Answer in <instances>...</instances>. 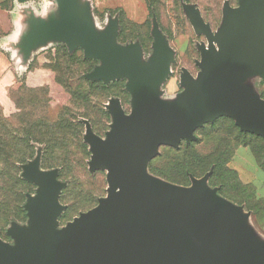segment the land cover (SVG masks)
I'll return each mask as SVG.
<instances>
[{
	"label": "water",
	"instance_id": "obj_1",
	"mask_svg": "<svg viewBox=\"0 0 264 264\" xmlns=\"http://www.w3.org/2000/svg\"><path fill=\"white\" fill-rule=\"evenodd\" d=\"M71 24L59 33L69 36L68 49L73 50L71 44L80 46L87 58H103L104 67L94 71L103 80L131 78L128 86L141 117L131 120L113 105L116 123L110 140L92 141L98 152L95 163L107 168L109 184L118 191L55 235L48 215L59 193L58 187L50 186L53 172L37 170L40 158L23 165V176L38 185L27 212L31 237L25 239L15 226L10 234L19 240L25 255L5 252L0 242V264H264L262 252L243 257L230 251L236 219L226 218L222 210L195 212L193 206L208 202L196 186L182 197L146 182L143 176L144 166L161 144L177 146L181 139H193L197 127L220 114L236 118L242 129L264 137V105L243 102L241 89L247 78L264 75V0L227 5L218 31L195 18V29L207 40L200 47L201 70L195 78L183 72L185 90L166 109L155 87L166 74L171 56L162 42L154 46L158 55L143 66L137 48L119 46L112 29L94 41L85 29L75 28L74 19ZM40 36L37 33L34 39Z\"/></svg>",
	"mask_w": 264,
	"mask_h": 264
},
{
	"label": "rangeland",
	"instance_id": "obj_2",
	"mask_svg": "<svg viewBox=\"0 0 264 264\" xmlns=\"http://www.w3.org/2000/svg\"><path fill=\"white\" fill-rule=\"evenodd\" d=\"M90 3L94 12L93 22L96 36H102L112 29L119 46L137 48L140 65L149 64L158 55L154 47L158 42H162L164 47L170 51L167 72L155 86L158 89V97L169 100L182 89L181 76L184 71H188L195 78L201 70L200 47L202 43L207 44V40L195 29V18L199 17L213 31H218L224 19L225 7L227 5L237 6L238 0H90ZM11 7V1L0 4L1 45L8 41L7 32L10 28L8 10ZM40 42L41 40L38 41L37 38L29 39V44L33 46ZM62 44L64 43L50 38L46 47L34 52L22 51L23 45L19 42L13 41V44H9L8 56L15 66L11 68L14 71V80L6 87L3 99H0V116L8 117L17 111L8 93L18 77L25 74L24 82L30 88L48 84L49 69L46 66L53 64L50 61V58H53L52 53L57 49H62ZM77 48H80L77 52L86 57L83 48L80 46ZM72 51L69 50V52ZM89 59L95 60L91 70L93 73L87 74L90 80H102L106 84L120 81L117 85L118 89L112 91L115 95L106 98L99 97L104 99L103 106L110 115L108 129L105 132H95L90 121L82 117L81 133L76 136L79 140L76 141L77 146H79V151H82L79 156L86 157L84 148L80 146L81 142L88 151L84 160L87 170L91 173L98 172L103 179L101 184L103 196L99 198V204L101 200L112 199L118 188H111L107 168L95 163L98 152L92 140L93 138L100 141L110 140L113 132L112 126L116 123L112 108L114 104H117L122 114L131 120L139 119L141 112L135 105V94L128 86L131 78L114 76L103 80L95 76L94 71L96 68H103L105 60L101 57ZM23 62L25 66H21ZM76 80L75 76L69 78L72 86L76 84ZM241 89L243 102L264 105L262 95L264 75H253L247 78L241 83ZM50 99L49 107L41 108L27 104L25 110L35 114L45 110L49 116L53 117L56 110L55 104L62 105L66 100L61 102L56 99V95L50 96ZM9 122L16 123L14 119ZM193 136L194 138L190 140L181 139L177 146L161 144L157 155L149 159L143 168L145 181L156 187L164 188L163 190H172L182 197L191 187L196 186L202 199L205 198L208 202L204 205L193 206L195 212L207 214L222 210L226 218L231 217L238 221L231 229L236 237L229 245L230 251H234L239 256L256 252L264 253V210L257 211L261 213L258 217L248 209V207L259 208L264 205V137L242 129L236 123V118L228 114H220L204 122L193 131ZM22 139H24L23 136ZM23 142L26 141L23 140ZM22 149L27 151L25 148ZM42 152L43 145L35 143L33 156L18 165L19 173L15 171L11 173L14 183L13 191L19 198V201L13 205L19 209L22 208L26 218L23 221H12L0 227V242L4 245L5 252L9 251L17 257H23L25 254L20 248L19 240L14 238L10 232L17 226L21 230V235L25 239H30L32 226L29 223L27 212L32 206L30 199L33 198L38 187L34 181L23 176V165L27 164L28 167L38 158L41 162ZM37 170L53 172L54 177L50 186L59 188L57 200L48 210L52 223L51 233L55 235L80 213L86 211H81L72 217L64 214L66 205L59 200V195L65 182L57 179L58 169H43L40 166ZM2 171L3 166L0 162V178ZM30 184L35 186L32 194L28 193L32 188ZM254 197H260V199L257 200Z\"/></svg>",
	"mask_w": 264,
	"mask_h": 264
},
{
	"label": "trees",
	"instance_id": "obj_3",
	"mask_svg": "<svg viewBox=\"0 0 264 264\" xmlns=\"http://www.w3.org/2000/svg\"><path fill=\"white\" fill-rule=\"evenodd\" d=\"M78 49L69 52L66 45L62 44V49L52 53L50 61L53 64L46 66L49 69L48 84L30 88L24 82V74L9 88V97L17 111L8 117L0 116V162L3 166L0 178V227L26 218L25 211L13 205L19 198L13 191L11 173H19L18 165L33 156L35 143L43 145L40 166L43 169L57 168V179L65 182L59 195V200L66 205L64 214L72 217L87 211L96 206L103 196V179L98 172L87 170L84 160L88 151L81 142L86 157L79 156L82 151H79L76 136L81 133L82 117L90 121L95 132L108 129L110 115L103 106L104 99L99 97L115 95L112 91L118 89L120 81L106 84L102 80H90L87 74L93 69L95 60L83 57L82 53L77 52ZM73 76L77 79L74 86L69 81ZM54 95L61 102L66 100L62 105L55 104V116H49L45 110L39 114L25 110L27 104L49 107L50 96ZM262 95L264 98V90ZM11 119L16 123H10ZM14 124L19 125L16 127ZM22 148L27 149V153ZM30 185L32 188L28 193L32 194L35 186ZM255 199L259 200L260 197ZM248 209L260 217L261 213L257 211L262 212L264 205Z\"/></svg>",
	"mask_w": 264,
	"mask_h": 264
},
{
	"label": "crops",
	"instance_id": "obj_4",
	"mask_svg": "<svg viewBox=\"0 0 264 264\" xmlns=\"http://www.w3.org/2000/svg\"><path fill=\"white\" fill-rule=\"evenodd\" d=\"M5 1H11L12 7L8 10L10 14L8 41L3 45L0 44V99H3L6 87L14 80V71L11 68L15 66L8 56L10 50L8 46L10 43L13 44V41L23 45L22 51L29 50L31 52L46 47L50 38H55L56 41L63 42L68 47L69 36H60L59 33L69 29L73 19L75 28L85 29L88 34H91L94 41L100 40L106 34L99 37L95 34L94 12L90 0H0V3ZM52 29H55L57 34L51 33ZM37 33L43 36L38 37V41L41 40V42L33 46V44H29V39H34ZM77 47L79 46L71 44L72 49ZM21 66H25L24 62ZM184 90L185 86L182 85V89L169 100L158 97L163 103V108L166 109L174 105L178 94Z\"/></svg>",
	"mask_w": 264,
	"mask_h": 264
}]
</instances>
